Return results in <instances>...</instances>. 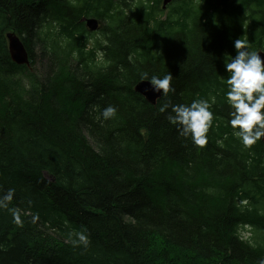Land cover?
I'll return each instance as SVG.
<instances>
[{
	"label": "trees",
	"instance_id": "trees-1",
	"mask_svg": "<svg viewBox=\"0 0 264 264\" xmlns=\"http://www.w3.org/2000/svg\"><path fill=\"white\" fill-rule=\"evenodd\" d=\"M8 33L29 66L12 62ZM238 38L264 53V0L165 11L161 0H0V196L13 191L0 264H259L264 140L245 149L225 126L223 60ZM169 72L174 91L155 104L134 90L143 73ZM213 96L202 149L178 135L171 108L159 111ZM109 105L117 115L105 121ZM246 228L261 236L243 239ZM81 230L87 248L71 243Z\"/></svg>",
	"mask_w": 264,
	"mask_h": 264
},
{
	"label": "clouds",
	"instance_id": "clouds-1",
	"mask_svg": "<svg viewBox=\"0 0 264 264\" xmlns=\"http://www.w3.org/2000/svg\"><path fill=\"white\" fill-rule=\"evenodd\" d=\"M235 55L223 60L224 71L228 74L224 81L226 88L225 103L229 107L226 127L233 130V135L245 149H250L264 138V56L260 52L249 49L247 38H238L233 41ZM173 76L167 73L162 77L148 73L141 75L142 81H147L153 92L167 96L170 91ZM216 97L208 99H194L186 104L167 103L160 107L161 113L171 108L167 119L176 126L179 136L197 148H204L208 144V133L213 126L214 113L212 106ZM117 115V108L109 105L104 108L100 117L107 121ZM218 145H223V138L217 140ZM13 199V191L0 196V208L8 209V204ZM13 222L22 226V219L18 209H9ZM36 217H34V220ZM71 243L75 247L87 248L89 237L86 230L70 233ZM264 264V258L259 261Z\"/></svg>",
	"mask_w": 264,
	"mask_h": 264
},
{
	"label": "water",
	"instance_id": "water-1",
	"mask_svg": "<svg viewBox=\"0 0 264 264\" xmlns=\"http://www.w3.org/2000/svg\"><path fill=\"white\" fill-rule=\"evenodd\" d=\"M171 0H163V6L168 4ZM86 27L89 31H95L98 28V23L94 19H84ZM8 49L11 60L18 65H28V56L22 42L13 34H7ZM264 56L263 53H261ZM135 91L150 102L155 103L156 99L160 97L161 93L153 92L151 86L147 81L140 82L135 86ZM264 140V138H262Z\"/></svg>",
	"mask_w": 264,
	"mask_h": 264
},
{
	"label": "rangeland",
	"instance_id": "rangeland-1",
	"mask_svg": "<svg viewBox=\"0 0 264 264\" xmlns=\"http://www.w3.org/2000/svg\"><path fill=\"white\" fill-rule=\"evenodd\" d=\"M98 30H99V28L96 29L94 32H96ZM35 70L39 73L43 72L42 63L39 60H37V63L35 65ZM39 73H38V75H39ZM241 234L243 236V239L250 240L251 243L258 240V238L261 236L258 232L254 231L253 229H250V228H246L244 230H241ZM159 244H161L160 240H158V239L152 240L151 241V249L157 251V248H161V246Z\"/></svg>",
	"mask_w": 264,
	"mask_h": 264
},
{
	"label": "bare ground",
	"instance_id": "bare-ground-1",
	"mask_svg": "<svg viewBox=\"0 0 264 264\" xmlns=\"http://www.w3.org/2000/svg\"><path fill=\"white\" fill-rule=\"evenodd\" d=\"M8 34H13V33H8ZM260 52V51H259ZM29 60V59H28ZM26 66H29V62H28V65H26Z\"/></svg>",
	"mask_w": 264,
	"mask_h": 264
}]
</instances>
